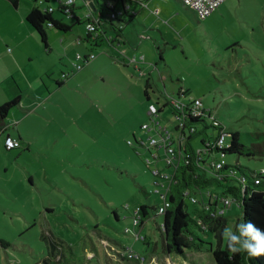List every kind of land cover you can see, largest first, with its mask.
Segmentation results:
<instances>
[{
  "label": "rangeland",
  "instance_id": "374dc122",
  "mask_svg": "<svg viewBox=\"0 0 264 264\" xmlns=\"http://www.w3.org/2000/svg\"><path fill=\"white\" fill-rule=\"evenodd\" d=\"M19 1L21 9L0 0V51L4 35L10 40L25 37L19 25L25 9L44 2ZM85 1L75 3L81 25L61 13L56 0L39 6L42 11L52 6L54 16L72 31L50 28L49 51L38 37L36 45L31 40L23 45L33 56L23 57L27 67L19 73L32 83L35 97L25 111L18 106L9 115L18 123L9 131L16 141L20 133V147L7 150L0 137V264L163 262V216L151 213L142 229L135 228L134 216L141 206H163L156 174L174 171L165 150L149 151V138L158 136L143 127L153 128L152 104L162 109L168 98L181 93L201 100L228 133H239L241 144L252 149L253 157L228 155V164L264 173V0H227L205 20L179 0H156L163 13L155 8L160 11L155 15L147 7L149 13L125 27L122 44H105L91 53L78 45L87 32ZM98 2L103 6V0ZM92 53L96 59L79 71L77 56ZM16 97L8 85L0 86V105ZM159 122L178 145L177 117L166 108ZM201 138L195 147L201 146ZM198 199L201 207L208 196ZM241 219L242 210L233 203L226 211L224 233L229 228L238 232ZM193 233L199 248L186 250L179 263L215 264L211 247L219 245L216 234L197 228ZM227 241L224 235V248Z\"/></svg>",
  "mask_w": 264,
  "mask_h": 264
},
{
  "label": "trees",
  "instance_id": "16d2710c",
  "mask_svg": "<svg viewBox=\"0 0 264 264\" xmlns=\"http://www.w3.org/2000/svg\"><path fill=\"white\" fill-rule=\"evenodd\" d=\"M8 1L15 8L18 7L19 0ZM58 1L64 2L63 0ZM49 2V0H44L39 6ZM92 2L97 9L94 12L90 7L95 20L93 22L95 30L92 32L87 31L84 39V42L87 43L91 50H95V48L105 44L113 47L123 43V30L137 18L145 4L142 0H103V6L100 5L98 0H93ZM39 6L30 11L26 21L34 29L45 49L49 51L48 30L52 28L66 34L72 31V27L64 24L63 21L54 16L55 9L49 12L47 8L49 6H47L46 11H42ZM58 9L66 16L73 15L76 17L74 14L75 6L68 8L71 11L68 14L64 11L66 8L60 3ZM113 15H115V18H113ZM76 19L77 24L81 25V19L78 17ZM92 21L86 20L83 23L87 26ZM114 23H118V25L115 26ZM112 30L115 34H113ZM57 85L61 87L63 83H58ZM149 89H152L150 83H148L147 90H145V96L148 101H151ZM179 98L184 101H189L190 99L187 94L183 96L182 93ZM20 103V98H16L4 105H0V135L6 132L5 121L11 111L18 107ZM164 108L170 109L177 118L182 120L181 125L175 128L176 133L182 138L180 144L181 155L178 158L177 169L174 168V175L167 194L169 207L162 215L165 225V229H161L164 236V254L175 255L177 258L186 257V250H191L194 247L199 248L196 244L197 237L193 233V229L197 228L202 232L216 234L219 245L215 250L211 247L215 264H264V257L246 260L239 253L230 256L228 241L226 247H223L224 228L227 224L225 220L226 213L218 215L219 212L216 209V207H220V204H223L222 208L224 209L225 201L232 202V206L233 203H237L242 210L244 222L251 221L257 227L264 229V173L251 171L239 164L231 166L227 163L221 170H217L215 165V162L222 156L224 159L228 155L234 154L253 157L252 149L241 144L239 133H228L223 125L220 128L216 127L208 119L194 118L189 112L181 114L179 110L176 111L168 104H165ZM200 125L202 129L198 128ZM192 129H194L193 133H191ZM210 129H214L217 133L209 134L208 130ZM223 131L228 135L227 143L229 148L222 151L216 149L209 153L198 154V150H203L204 148H209L210 150L211 146H215L213 144L216 143ZM8 137H5V142ZM200 137H202L200 139L201 146L195 147L194 141ZM17 141L21 144V137H18ZM208 189H211L212 194L207 201L201 203V207H198L199 201L198 203L190 201L193 197L203 195ZM189 202L193 205V210H190ZM159 210L160 206L157 205L141 206L138 213L134 216V219L138 221V227L140 229L144 227L151 213L157 216L161 215ZM45 264L53 263L45 261Z\"/></svg>",
  "mask_w": 264,
  "mask_h": 264
},
{
  "label": "built area",
  "instance_id": "2783aa9c",
  "mask_svg": "<svg viewBox=\"0 0 264 264\" xmlns=\"http://www.w3.org/2000/svg\"><path fill=\"white\" fill-rule=\"evenodd\" d=\"M77 0H66L64 2H60L57 0L58 3H60L64 8V11L68 14L70 13V7L75 6ZM85 1V0H83ZM145 2L143 5V9H146L148 7L149 1L150 0H142ZM186 7H190L193 9L196 14L199 16L200 19L205 20L209 16H211L214 12H216L227 0H180ZM86 2V6L89 9L88 16L85 18V21L93 20L91 24H88L86 26V30L88 32H92L95 30V26L93 25V22H95L94 17L92 15V11L90 10L91 4L93 2ZM88 4V5H87ZM49 12L53 11V7L49 5L47 7ZM73 16V15H72ZM113 18H115V15H113ZM80 41V40H79ZM96 59V56L92 53L89 56L83 57L81 55H78L76 58V64L75 66L78 68V70H82L84 67L88 66L92 61ZM136 62V60H135ZM133 60H131L132 64H136ZM183 96H185V93H182ZM164 104H168L171 106L173 109L176 111L179 110L181 114H184V112H189L194 118H204L208 119L212 124L216 127H221L222 124L216 119L215 115L212 113V111H207L203 108V102L199 99H194L191 98L190 101H184L178 97H172L168 98L167 102ZM165 105L163 106L162 109H159L156 105L152 104L150 107V116L155 119V121L152 120V125L153 128H151L149 125H145L143 127V130L146 131L147 133L154 132L158 137L153 136V138H149L150 144L147 146L149 151L153 149L155 150H165L167 154V162L170 168L175 170L174 168L177 169V162H178V152L181 151L180 149V144L182 138L179 136V143L177 145V141L174 137V135L169 131L168 128L163 127L161 123L159 122V117L161 110L166 109L164 108ZM177 117V116H176ZM178 119V125H181L182 120L180 118ZM177 127V125H176ZM175 127V128H176ZM194 132V129L191 130V133ZM187 134L188 131H186ZM187 136V135H186ZM227 137L228 135L223 131L218 140L216 141L215 146H211L209 151H213L216 149L219 150H225L229 148V145L227 143ZM6 148L8 150H13L17 149L20 147V143L11 137H8L6 139ZM132 145V144H131ZM144 146V144H143ZM209 148H204L203 150H198V154L200 153H207ZM181 153V152H180ZM154 156V155H153ZM156 156H154L155 158ZM159 158V156H157ZM217 170H221L224 166L227 165V162L225 161L224 157L222 156L215 162ZM174 173L172 175L164 174L163 172H158L156 176L159 178V181L157 183V194L162 197L164 204L163 206H160L159 213L163 215L166 212V209L169 207V203L167 201V194L170 189V184H171V179L173 177ZM170 181V182H169ZM203 194H207L208 198L212 194L210 191L205 192ZM198 197V196H197ZM193 197L191 198L192 203H198V198ZM232 206V202L230 201H225L224 203V209L221 208L218 210V215H223L226 213V210ZM135 228L138 227V221L135 220ZM129 232V231H127ZM138 239L141 240L142 242H146V237L138 235ZM130 258H132V255H129Z\"/></svg>",
  "mask_w": 264,
  "mask_h": 264
},
{
  "label": "crops",
  "instance_id": "0c3cea01",
  "mask_svg": "<svg viewBox=\"0 0 264 264\" xmlns=\"http://www.w3.org/2000/svg\"><path fill=\"white\" fill-rule=\"evenodd\" d=\"M36 1H38V0H36ZM49 1L51 2V0H49ZM155 1L156 0H154V2L152 4H150L151 0L149 1V4H148L149 9H150V7L153 8L154 9L153 12L155 13V15H158L160 13V11L157 9L155 10V8H159L161 10V13H163L164 8H163L162 4H160V2H155ZM21 7H22V2L19 1L18 8L21 9ZM35 7H38V6L35 5ZM35 7L31 6V8L29 10L25 9L26 14L19 21V25L22 27V32H23L22 35H25V37H20L16 40H10L9 37H7V35H4V39H3L4 44H3V48L0 51V53L2 54V56L4 58L3 62L0 61V86L4 85L7 87V85H8L9 93L14 97L17 96L16 98H20L21 103L19 105V109H21V111H25L27 109L28 104H30V99H33V97H35V94H34L33 89H32V87H33L32 83L30 81H28V79H26V78L24 79V75L19 73V72H22V70L24 71L25 68L27 67V64H25L26 65L25 66L23 61H22L23 57H27V58L32 59V56H33L32 50H29V49L27 50V49L23 48L25 41L31 40L33 45H36L39 42L38 38H37L38 36H36L37 34L35 33L34 29L26 21L28 14ZM147 11L148 10L143 9L140 12V14L149 13ZM124 30H123V32H124ZM84 39H85V37L84 38L80 37L78 39V40H80V41H78V45H83L90 53L93 52V50L90 49V47L87 45V43L84 42ZM9 44L13 45L14 50H13V48H11L9 46ZM120 44H122V43H120ZM10 49H11V51H10ZM87 54H89V53H87ZM85 56H87V55H85ZM5 62H7L8 65H5L4 64ZM9 65H10V67L6 68ZM51 70H52V67L47 68L48 72H51ZM17 73H19L17 76H20L22 80H19L17 78V76L14 77ZM11 81H14L15 85L17 87H15ZM59 82L60 81L57 79V84ZM24 85H25L24 90L26 91V95L22 96L20 94H21V92H23V86ZM150 98H151V96H150ZM148 102H150V101H148ZM9 118H10V121H9ZM15 119L16 118H11L10 116H8L7 120L5 121V125H6L7 130L5 133L1 134L0 137L4 136V139H5L6 136L7 137L11 136L12 138H14L10 134L9 129L14 128L15 126L18 127V123H14V122H16ZM17 127H15V128H17ZM17 134H18V137H21L19 132ZM231 208H233V206ZM216 209L220 210L219 207L218 208L216 207ZM155 260L156 261L154 263L153 262H151V263L152 264H180L179 258H175L172 255H166L163 262L161 260H158V259H155ZM146 262H147V260H146ZM120 264H122V263H120ZM183 264H199V263H196L194 260H192L190 262L185 260L183 262Z\"/></svg>",
  "mask_w": 264,
  "mask_h": 264
},
{
  "label": "clouds",
  "instance_id": "9594fccd",
  "mask_svg": "<svg viewBox=\"0 0 264 264\" xmlns=\"http://www.w3.org/2000/svg\"><path fill=\"white\" fill-rule=\"evenodd\" d=\"M237 230L238 234L231 228L224 233L228 240L230 256L239 253L246 260L264 257V229L257 227L251 221L244 222L241 219Z\"/></svg>",
  "mask_w": 264,
  "mask_h": 264
},
{
  "label": "water",
  "instance_id": "95a60500",
  "mask_svg": "<svg viewBox=\"0 0 264 264\" xmlns=\"http://www.w3.org/2000/svg\"><path fill=\"white\" fill-rule=\"evenodd\" d=\"M91 8H92V10H93L94 12H96V11H97V9L94 7V5H93V4H91ZM162 228H163V230H164V228H165L164 224H163Z\"/></svg>",
  "mask_w": 264,
  "mask_h": 264
}]
</instances>
